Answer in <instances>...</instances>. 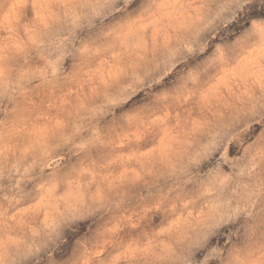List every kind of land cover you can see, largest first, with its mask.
I'll list each match as a JSON object with an SVG mask.
<instances>
[{
    "label": "rangeland",
    "instance_id": "obj_1",
    "mask_svg": "<svg viewBox=\"0 0 264 264\" xmlns=\"http://www.w3.org/2000/svg\"><path fill=\"white\" fill-rule=\"evenodd\" d=\"M0 264H264V0H0Z\"/></svg>",
    "mask_w": 264,
    "mask_h": 264
},
{
    "label": "clouds",
    "instance_id": "obj_2",
    "mask_svg": "<svg viewBox=\"0 0 264 264\" xmlns=\"http://www.w3.org/2000/svg\"><path fill=\"white\" fill-rule=\"evenodd\" d=\"M136 134H138V132H136V131H134V132L132 133L133 138L136 137ZM152 148H153V146H152V147H149V148H146V149H144V150H149V149H152Z\"/></svg>",
    "mask_w": 264,
    "mask_h": 264
}]
</instances>
